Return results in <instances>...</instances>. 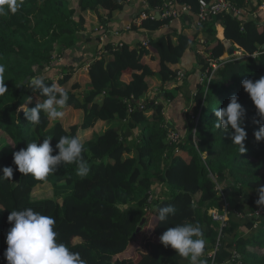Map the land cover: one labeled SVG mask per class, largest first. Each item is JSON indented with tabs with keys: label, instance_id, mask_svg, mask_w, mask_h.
<instances>
[{
	"label": "trees",
	"instance_id": "16d2710c",
	"mask_svg": "<svg viewBox=\"0 0 264 264\" xmlns=\"http://www.w3.org/2000/svg\"><path fill=\"white\" fill-rule=\"evenodd\" d=\"M120 1L18 0L21 7L16 13L0 16V63L6 66L8 88L0 96V142L9 148L0 151V169H14L12 180L0 179V264H7L5 238L11 227L7 216L12 210L27 208L52 216L58 242L79 252L87 264H184L185 258L159 241L168 228L184 223L202 227L208 246L203 260L207 264H264V212L257 215V221L246 223L242 234L234 233L240 226L230 213L236 211L242 218L262 208L257 204V192L264 186V141L257 143L253 133L259 129L258 121L264 120L241 84L264 76V9L250 8L252 0H226L250 15L243 18L244 14L221 13L190 34L149 40L147 46L137 42L115 47L104 40L105 53L95 55L79 78L71 81L74 72L68 68L57 78L45 76L55 56L111 21L123 8ZM168 1L187 5L190 12L159 19L150 15L130 30L156 32L183 15L198 13L199 0H148L145 12H161ZM217 23L239 56L219 60L225 48L215 38ZM202 34L214 37L204 47L212 52L217 69L209 82L196 85L192 110H199V121L195 134L188 123L182 142L173 144L168 140L162 104L154 103L150 93L157 89L164 102L173 99V91L181 86L172 91L164 85L176 81L185 52L200 43ZM205 61L199 57L201 73L209 67ZM36 76L55 86L57 96L67 92L69 99L62 111L76 112L78 124L64 127L60 119H50L43 110L38 125L26 119L20 106L31 109L46 99L30 84ZM234 94L246 109L243 127L247 150L243 154L232 142V130L225 132L214 126L215 110L226 107ZM28 98L31 103H27ZM132 130H138L140 138L129 144L123 134ZM62 136L76 137L84 145L82 156L90 166L86 176L77 175L74 163H62L45 180L15 170L14 152L45 138H52L55 147ZM214 179L222 182L223 196L239 200L229 212L221 205L223 197L216 193ZM169 204L176 208L175 215L159 222L158 209ZM150 211L155 216L154 225L145 227L151 223L146 217ZM211 211L226 214L228 223L215 221ZM142 220L145 222L140 227ZM142 237L146 244H152L149 257L125 262Z\"/></svg>",
	"mask_w": 264,
	"mask_h": 264
},
{
	"label": "clouds",
	"instance_id": "9594fccd",
	"mask_svg": "<svg viewBox=\"0 0 264 264\" xmlns=\"http://www.w3.org/2000/svg\"><path fill=\"white\" fill-rule=\"evenodd\" d=\"M21 7L18 0H0V16L9 12L16 13ZM6 66L0 63V96L8 92L5 84ZM33 90H39L46 99L35 104L31 109L21 105L24 115L33 125L41 121V111H46L52 120L62 118V109L66 106L69 96L61 91L57 96L55 86L45 84L41 76L30 81ZM247 93L257 114L264 120V76L258 80L245 79L241 84ZM27 103H31L28 98ZM217 120L215 128H223L225 132L232 130V142L239 148L240 154L246 152L245 141L247 132L243 127L246 109L239 103V97L232 95L226 107L215 110ZM259 123V129L253 133L254 140L264 141V122ZM52 138L43 139L42 143L32 142L26 148L13 153L15 170L23 175L31 174L38 180H45L50 174H55L62 163L75 164L78 176H86L90 171L88 162L83 158L84 145L76 137L62 136L55 147ZM58 150V152H57ZM54 152L57 154L53 155ZM14 169L11 166L0 169V179L12 180ZM264 193V186L259 187ZM264 203V196L259 195L257 204ZM176 208L169 204L158 209L157 220L165 222L170 215H175ZM11 225L6 233L7 248L4 257L7 264H87L79 252L71 251L62 242H58V233L54 230L55 219L42 215L31 208L12 210L7 216ZM160 243L165 248H171L177 255L189 261V264H207L201 259L205 250V233L199 224L184 223L168 228L160 237Z\"/></svg>",
	"mask_w": 264,
	"mask_h": 264
},
{
	"label": "crops",
	"instance_id": "0c3cea01",
	"mask_svg": "<svg viewBox=\"0 0 264 264\" xmlns=\"http://www.w3.org/2000/svg\"><path fill=\"white\" fill-rule=\"evenodd\" d=\"M121 1L120 2L123 5L122 10L116 12L113 15L111 21H109L106 25L101 26L103 27L102 32L97 30L94 34L91 33L90 35L82 36L72 49L65 51L61 56L58 57L59 61L56 60L52 62V64L54 62L55 63L53 65L51 64L52 66L48 71H45V76L57 78L59 76H62L60 75V73L67 68L73 69V71H77L79 70L78 68L80 66L86 67L91 63L92 59H94L95 55L97 54L98 45L100 43L99 39L100 37H102V35L105 37L104 40L107 44L117 45L118 43H123L127 45H135L137 42L142 43L149 40L155 41L160 37H166L170 35L172 38L173 36H177L180 33L190 34L191 31H193L192 24L195 16L189 14L185 16L183 15L179 17V19L171 21L168 26L156 32L141 30L133 32L130 30V27L131 25H138L140 23L139 17L141 14H145L147 16L152 15L155 17L158 14V11H152L149 13L145 12L148 9V0ZM249 7H260V10H262L264 9V0H252ZM242 15L243 18H245L250 14L244 11ZM214 30L216 31L215 38H217L225 48V52L222 56L219 57V60L224 61L230 57V48L233 49L232 53L235 56L236 50L232 47L230 42L224 39L223 27L219 23H217L216 25H214ZM220 32L222 34L221 37L219 36ZM199 38L201 39L200 43L196 44L194 47H191L185 52L179 65V71H182L186 76L185 82L184 80L175 81L164 85L165 90H172L177 86H181L180 90L178 91L172 90L173 99L164 102L162 98L163 94L160 93L157 89L150 93V98L153 100L157 99V96H159L160 103L162 104V113L169 130L174 131L183 137L187 133L186 120L189 122V117L193 114V112L191 114H188L186 119L184 112L187 109V106H190L193 103V98L196 92V85L199 83L200 77L204 74L198 70L199 57H203L205 60H207L208 57H211L212 53L205 51L204 44L211 41L214 37L202 34L199 36ZM205 62L207 63V61ZM53 66L59 67V70L51 73L50 70L53 68ZM138 135L139 131L137 136Z\"/></svg>",
	"mask_w": 264,
	"mask_h": 264
},
{
	"label": "built area",
	"instance_id": "2783aa9c",
	"mask_svg": "<svg viewBox=\"0 0 264 264\" xmlns=\"http://www.w3.org/2000/svg\"><path fill=\"white\" fill-rule=\"evenodd\" d=\"M260 8V7H259ZM261 9V8H260ZM160 11L162 12H158L160 13L161 17H178L180 15H182L183 13H189L190 12V7L187 5H178L172 1H168L166 3L163 4V6L161 7ZM221 13H230L235 17H240L243 13V10H238L234 7H232L226 0H212L210 2H206V1H202L199 0V10L198 13L195 15V19L193 21L192 27L193 29H197L199 27H201L204 23H206L210 17H216L217 15L221 14ZM148 16L145 14H141L140 15V20L147 18ZM253 18H255V15L253 14ZM98 31L102 32L103 31V27H99V29H97ZM96 30V31H97ZM104 36L102 35V37H100L99 41V45H98V51H97V56H101L102 54L105 53V50L103 48V42H104ZM142 44L144 46H147V42H142ZM121 47L122 44H117L115 45V47ZM240 53H236L235 56H239ZM226 60H229L226 59ZM207 63H208V69L204 72V74L200 77L199 79V83L203 84L205 82H209L210 79L213 76L214 71L217 69V61L211 57L207 58ZM89 64L86 66V68H88ZM184 78V73L182 71H178L177 75H176V81H183ZM154 103H157L156 101H154ZM190 109L193 108V104L189 106ZM194 117V118H193ZM199 121V113L196 115V117L194 116V112L193 115H191L189 117V122L190 124H194V126L197 125ZM168 140L170 143H178L180 142V136L175 133H168ZM262 214L261 211H258L256 213V215ZM210 216L217 222H226L227 221V215L224 214L223 216H219L217 215L215 212H210ZM240 217V215H238ZM214 254V253H212ZM212 264V263H209Z\"/></svg>",
	"mask_w": 264,
	"mask_h": 264
},
{
	"label": "rangeland",
	"instance_id": "374dc122",
	"mask_svg": "<svg viewBox=\"0 0 264 264\" xmlns=\"http://www.w3.org/2000/svg\"><path fill=\"white\" fill-rule=\"evenodd\" d=\"M234 48V47H233ZM235 49V48H234ZM236 50V49H235ZM236 51H238V50H236ZM236 53H239V52H236ZM231 58H235V56L233 55V53H232V55H230V57H229V59H231ZM56 60H58L59 61V59H58V56H55L53 59H52V62L53 61H56ZM55 63V62H54ZM53 63V64H54ZM52 64V65H53ZM51 65V66H52ZM59 67H55V66H53V68L50 70L51 71V73H53L54 71H56V70H59L58 69ZM79 70H77V71H73L74 73H73V76H72V79H71V81H73V80H75V78H79L80 77V75H83V73H85L86 71H87V68L86 67H82V66H80L79 68H78ZM68 71V70H67ZM64 72H61L60 73V75H62ZM85 88V87H84ZM83 89V88H82ZM83 93L85 94V91L83 90ZM154 101H156L157 103H160V99H159V96H157V99H155ZM163 102V101H162ZM193 104V103H192ZM191 104V105H192ZM189 106V105H188ZM187 106V109L185 110V116H186V119H187V116H188V114H191L192 112H193V110H191L189 107ZM198 113H199V110H198ZM198 113H195L194 112V116L196 117V115L198 114ZM78 114L76 113V112H73V111H70V110H67V111H64V115H63V117L62 118H58V119H60V121L62 122V125L65 127V126H69V125H73V124H75L76 125V123H77V121L74 119L76 116H77ZM193 115V114H192ZM194 118V117H193ZM187 123H188V121L186 120V125H187ZM78 124V123H77ZM193 129L191 130V133L194 135L195 134V131H196V126H194V124H193ZM187 131H188V129H187ZM168 133H172L171 132V130H169V132ZM137 134H138V131L137 130H132V131H126L124 134H123V136L125 137L124 138V140L125 141H127L129 144H133L136 140H137ZM178 134V133H177ZM179 136H180V140H182L184 137L183 136H181L180 134H178ZM122 136V137H123ZM138 137L140 138V136L138 135ZM5 140H7V139H5ZM182 142V141H181ZM137 143H135L134 145H136ZM5 145V144H4ZM3 145V142L1 141L0 142V151H6V150H8L9 148L5 145L4 146ZM214 182L216 183V185H217V189H216V193L218 194V195H222V197H223V200H222V202H221V205H222V207H223V209H224V211H227V212H229L230 211V209H233V207L236 205V203H238L239 202V200L237 199V198H230L227 194H225L224 196H223V194H222V189H223V184H222V182H219L218 180H215L214 179ZM259 195L260 196H264V193H260L259 191L257 192V196H258V199H259ZM150 203V202H149ZM262 204V208H260V211L263 213L264 212V203H261ZM230 213H233V215L235 216V217H237V220L235 219V221L239 224V226H240V228L238 227L235 231H234V233L235 234H242V233H244L245 232V229H244V227L243 226H245L246 225V223H248L249 221H257L258 219V217H257V215H256V213L254 214V213H249V212H247V214H244V216L241 218V217H239L238 215H239V213H237L236 211H230ZM151 214V215H150ZM153 214V212H148L147 213V218L148 219H151V223L150 224H146L145 225V227H147V226H149V225H154V215H152ZM149 215V216H148ZM228 218V217H227ZM226 223H228V222H226ZM229 225H230V222H229ZM143 229H145V228H143ZM144 231V233L147 231V230H143ZM143 231H142V233H143ZM157 232H158V230L156 229V231H154L153 232V234L154 235H157ZM145 235V234H144ZM147 236H149V235H146V237ZM144 237V236H143ZM142 237V239H143V241L138 245V248H137V250L135 251V252H133V253H131L130 255H129V257H128V259H126L125 260V262H131V261H133V260H135L137 257H143V258H148L149 257V254H150V251L152 250V244H146L147 242H144V238ZM152 240H153V237H152ZM232 240V236H230L229 237V241H231ZM148 243H151V240H150V242H148ZM146 244V245H145ZM208 246L205 244V248H207ZM208 252V251H207ZM207 252H205L204 253V255L201 257V259H204V256L205 255H207ZM186 261L187 262H185V260L183 261L184 262V264H189V262H188V260L186 259ZM226 264H231L230 262H227Z\"/></svg>",
	"mask_w": 264,
	"mask_h": 264
},
{
	"label": "water",
	"instance_id": "95a60500",
	"mask_svg": "<svg viewBox=\"0 0 264 264\" xmlns=\"http://www.w3.org/2000/svg\"><path fill=\"white\" fill-rule=\"evenodd\" d=\"M155 18H160V14L158 13V14L155 16ZM262 50H264V46H262ZM232 52H233V49L230 48V50H229V54L232 55ZM144 222H145V220H142L140 227L144 224ZM140 229H141V228H139V229L137 230V232H139Z\"/></svg>",
	"mask_w": 264,
	"mask_h": 264
},
{
	"label": "bare ground",
	"instance_id": "6f19581e",
	"mask_svg": "<svg viewBox=\"0 0 264 264\" xmlns=\"http://www.w3.org/2000/svg\"><path fill=\"white\" fill-rule=\"evenodd\" d=\"M221 37V36H220Z\"/></svg>",
	"mask_w": 264,
	"mask_h": 264
}]
</instances>
